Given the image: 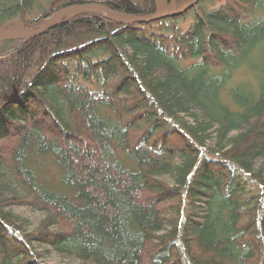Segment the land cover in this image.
I'll return each instance as SVG.
<instances>
[{
	"label": "trees",
	"instance_id": "trees-1",
	"mask_svg": "<svg viewBox=\"0 0 264 264\" xmlns=\"http://www.w3.org/2000/svg\"><path fill=\"white\" fill-rule=\"evenodd\" d=\"M99 3L0 41V264H264V0Z\"/></svg>",
	"mask_w": 264,
	"mask_h": 264
},
{
	"label": "water",
	"instance_id": "water-1",
	"mask_svg": "<svg viewBox=\"0 0 264 264\" xmlns=\"http://www.w3.org/2000/svg\"><path fill=\"white\" fill-rule=\"evenodd\" d=\"M156 6L157 14L150 21L158 20L164 17V9L158 6V0H154ZM82 12H95L105 15L106 17L112 20H121V21H139L133 19L132 17L118 13L114 10H111L99 2H85L68 5L62 8L55 10L51 16L43 22L39 27L35 29H25L22 31H13L4 26L0 27V41L4 40H26L34 37L41 36L45 34L49 29L55 26L63 17L68 15H73Z\"/></svg>",
	"mask_w": 264,
	"mask_h": 264
},
{
	"label": "rangeland",
	"instance_id": "rangeland-1",
	"mask_svg": "<svg viewBox=\"0 0 264 264\" xmlns=\"http://www.w3.org/2000/svg\"><path fill=\"white\" fill-rule=\"evenodd\" d=\"M65 0H36V2L39 4V7H36L34 10L27 12L23 15V18L25 20H34L37 18L39 12L42 9H48L50 7H55L58 4H60L61 2H63ZM87 1H91V2H99L102 0H87ZM135 1H142V0H135ZM158 6L162 9L165 10L166 8V0H158ZM172 6H167V11L168 9H171ZM157 14V10L156 13L154 15L151 16H144L141 17L140 20H143L144 22H148L150 21L152 18H154ZM70 16V15H68ZM189 20L188 19H184V20H179L178 24L182 27V28H186L188 26ZM40 25H36L35 27L31 28V29H35L37 27H39ZM10 30L13 31H22L25 30V27L23 26V24L20 21H16L10 28ZM40 218H42L41 214H30V219L32 220L33 224L38 223V221L40 220Z\"/></svg>",
	"mask_w": 264,
	"mask_h": 264
}]
</instances>
